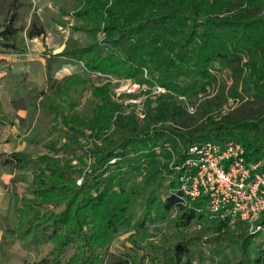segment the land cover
Wrapping results in <instances>:
<instances>
[{"label":"trees","instance_id":"trees-1","mask_svg":"<svg viewBox=\"0 0 264 264\" xmlns=\"http://www.w3.org/2000/svg\"><path fill=\"white\" fill-rule=\"evenodd\" d=\"M5 3L0 50L23 53L22 34L44 38L45 28L37 15L24 25L25 0ZM71 15L72 30L85 41L71 38L62 52L45 57L47 89L34 104L45 120L59 122L57 134L28 141L40 147L37 155L0 154V165L16 173L7 187L3 258L18 246L46 247L35 264H136L134 255L114 257L108 247L122 230L149 237L151 224L167 220L174 235L149 249L152 264H264V248H256L248 224L213 218L207 197L184 206L175 193V169L194 146L234 141L248 162H264V0H71ZM70 63L83 64L89 75L156 84L168 94L148 102L139 120L109 83L80 74L55 81L54 67ZM216 64L227 69L230 86L219 84ZM83 92L96 108L91 116L73 108ZM160 155L166 163L151 162ZM133 161L147 162L143 182L129 177L135 169H123ZM195 226L209 237H191ZM256 227L264 231V213ZM198 243L257 253L247 263L227 261L220 248L211 260Z\"/></svg>","mask_w":264,"mask_h":264},{"label":"rangeland","instance_id":"rangeland-1","mask_svg":"<svg viewBox=\"0 0 264 264\" xmlns=\"http://www.w3.org/2000/svg\"><path fill=\"white\" fill-rule=\"evenodd\" d=\"M5 0H0V15L5 12ZM24 8V25L28 26L33 18V15H37L42 22L46 35L44 38H37L29 40L25 33L22 34L20 41V47L23 53L19 52H5L0 50L1 55H16V58H9L6 64L7 68L0 67V154H11L13 152L27 150L34 155H37L40 147H30L28 141L31 138L41 136L46 137L49 133H52L54 137L57 133H54V129L59 127V122L47 121L45 117L41 115L40 111L34 107V104H38L37 94L40 90L47 89V82L45 76L46 61L45 57L55 55L62 52L71 39H78L83 42L84 37L81 34L76 33L72 30V27L77 24L71 15V0H25ZM15 59V60H13ZM23 67L27 69L42 71V80L40 86L30 82H26L25 86L21 85L23 74L21 71ZM214 73L218 77L220 85H231L230 75L227 69L221 65L216 64L214 66ZM7 69V70H6ZM31 79L38 76V72L30 71ZM80 74L85 78L91 79V83L96 85L106 84V80L99 74L89 75L83 67V64H68L64 66H55L53 70V77L55 81H60L63 78L73 75ZM114 77V76H113ZM118 78V77H116ZM124 79V78H120ZM155 100H153L154 102ZM152 102V103H153ZM232 104V101L230 102ZM124 107L125 105L122 104ZM155 106V105H153ZM85 116H91L95 111V107L91 104L88 92H83L78 96V100L73 107ZM127 113L128 108H126ZM154 164H164L166 159L163 155L152 159ZM77 162L73 164L76 165ZM131 168L125 166V171L130 172L129 177L131 179L138 178V182H143L145 177L144 172L146 171L147 162L145 164H137L135 161L132 162ZM11 169V170H10ZM9 176H12L9 178ZM16 176L13 169H4L0 165V234L1 239L3 232L6 229L4 218L8 214V207L10 202V195L7 191V187L10 185V181ZM3 179V180H2ZM82 180L78 181L81 184ZM22 189V188H21ZM257 237L256 248H264V231L261 227H256L254 230L249 228ZM149 237L144 235H137L131 230H122L116 237L114 242L108 247L109 253L114 257L124 258L126 254H132L138 260L136 264H152L150 259L147 258V253L152 247L161 248L164 236L174 235V230L171 228V224L168 221H157L150 225L148 231ZM191 237L199 239H207L210 233L207 229H203L200 226H195L188 233ZM195 239V240H197ZM1 242V240H0ZM200 245L197 249L204 255L213 257L212 252L216 253L220 248L224 250L222 254L226 258L223 260H235L241 258L246 263L254 257L253 254L257 253V249L254 248L246 256L238 253L237 248L234 246H228V244H216L208 245L198 243ZM48 248L43 247L40 251L35 249L25 251L20 246L16 247L13 252L3 258L0 249V260L4 259L5 264H35L41 261L46 255ZM228 258V259H227ZM215 263L220 260L218 257H214ZM133 264V263H129Z\"/></svg>","mask_w":264,"mask_h":264},{"label":"built area","instance_id":"built-area-1","mask_svg":"<svg viewBox=\"0 0 264 264\" xmlns=\"http://www.w3.org/2000/svg\"><path fill=\"white\" fill-rule=\"evenodd\" d=\"M99 76L110 84L114 98L139 120L145 118L148 102L168 94L156 84ZM175 170L180 173L175 193L184 206L207 197V209L213 218L230 224L243 222L254 230L264 213V162H248L240 143L194 146Z\"/></svg>","mask_w":264,"mask_h":264},{"label":"crops","instance_id":"crops-1","mask_svg":"<svg viewBox=\"0 0 264 264\" xmlns=\"http://www.w3.org/2000/svg\"><path fill=\"white\" fill-rule=\"evenodd\" d=\"M11 57H13V58H16V55H1V57H0V67H2V68H7L8 69V71H9V67L7 66V64H6V61L7 60H11V59H9V58H11ZM13 60H15V59H13ZM6 69V70H7ZM30 71H36V72H38V76L37 77H35V78H33V79H31V76H30ZM21 74H26V76H27V81L28 82H30V83H33V84H35V85H38V86H40V82H41V80H42V71H39V70H33V69H27L26 70V68L25 67H23V69H22V71H21ZM17 151H19V150H17ZM4 169H7V168H10V167H3ZM11 170V169H10ZM10 177H12V176H9V178ZM1 179V178H0ZM3 180V179H2ZM1 194V193H0ZM0 240H1V234H0Z\"/></svg>","mask_w":264,"mask_h":264}]
</instances>
